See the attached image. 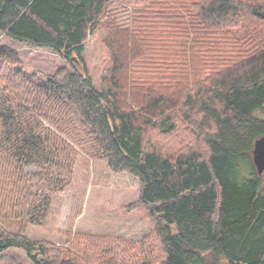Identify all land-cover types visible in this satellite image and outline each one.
<instances>
[{
  "label": "trees",
  "instance_id": "trees-1",
  "mask_svg": "<svg viewBox=\"0 0 264 264\" xmlns=\"http://www.w3.org/2000/svg\"><path fill=\"white\" fill-rule=\"evenodd\" d=\"M125 1L150 3L131 28L109 17L124 0H0V36L66 63L39 82L0 47V264H20L15 250L28 264L103 263L88 235L66 257L25 234L46 224L80 155L139 180L140 205L158 214L161 264H264V174L253 161L264 137V0ZM106 17L112 63L96 89L84 52ZM244 28L263 46L241 56L224 41Z\"/></svg>",
  "mask_w": 264,
  "mask_h": 264
},
{
  "label": "rangeland",
  "instance_id": "rangeland-1",
  "mask_svg": "<svg viewBox=\"0 0 264 264\" xmlns=\"http://www.w3.org/2000/svg\"><path fill=\"white\" fill-rule=\"evenodd\" d=\"M134 2L131 4L124 0L125 5L121 3V6L110 8L109 17L115 19L122 28H131L135 20L150 5V3L143 5ZM107 20L108 17L103 18L100 28L88 37L84 52L86 66L96 89L102 87L112 63L110 49L105 42ZM231 32L235 40H226L224 43L227 42L228 49L234 50L241 56L251 53L256 45L259 48L263 46L260 41L257 44L254 41L250 42L249 36H252L253 32L249 29H232ZM225 37L230 36L225 34ZM212 41H216L215 38ZM0 47L14 50L21 60L25 73L36 74L34 78L39 82L45 81L48 75L66 65L58 54L49 49L18 43L6 36H0ZM255 116L264 119V108L257 111ZM183 135L181 134L183 138L187 137V140L192 138L188 133L184 132ZM170 143L171 139L164 144L165 148H171ZM27 171L33 173L35 169L31 168ZM140 195L141 184L136 177L127 173L113 172L106 160L92 161L80 155L72 184L66 191L54 197L52 211L46 224L30 225L26 228L25 234L32 241L51 243L60 248L66 257L71 252H75L77 236L88 235L92 237L89 241L95 242V239L102 249L99 255L103 263L94 259L95 263L91 264H114V262L161 264L164 252L161 240L156 234L158 218L156 207L143 208L139 203ZM16 227L13 224V228ZM116 239L132 242L134 249L127 253H119L122 248ZM109 240L111 242H104ZM81 246L91 247V243L86 242ZM85 254L90 257L89 254ZM8 257L20 264H28L22 251H9ZM108 259L111 260L106 261Z\"/></svg>",
  "mask_w": 264,
  "mask_h": 264
},
{
  "label": "water",
  "instance_id": "water-1",
  "mask_svg": "<svg viewBox=\"0 0 264 264\" xmlns=\"http://www.w3.org/2000/svg\"><path fill=\"white\" fill-rule=\"evenodd\" d=\"M253 161L257 168L258 174H264V137L259 138L255 142L253 151Z\"/></svg>",
  "mask_w": 264,
  "mask_h": 264
}]
</instances>
